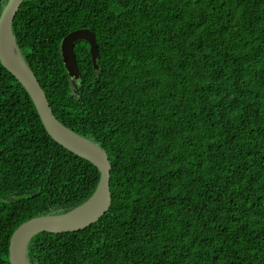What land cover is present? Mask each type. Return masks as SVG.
I'll use <instances>...</instances> for the list:
<instances>
[{"label":"trees","instance_id":"16d2710c","mask_svg":"<svg viewBox=\"0 0 264 264\" xmlns=\"http://www.w3.org/2000/svg\"><path fill=\"white\" fill-rule=\"evenodd\" d=\"M80 28L99 68L79 41L76 87L61 42ZM13 32L56 117L112 164L107 213L35 235L31 264H264V0H24ZM100 176L0 60V264L23 222Z\"/></svg>","mask_w":264,"mask_h":264},{"label":"water","instance_id":"95a60500","mask_svg":"<svg viewBox=\"0 0 264 264\" xmlns=\"http://www.w3.org/2000/svg\"><path fill=\"white\" fill-rule=\"evenodd\" d=\"M23 1L8 0L0 14V60L30 94L51 137L69 151L92 162L98 167L101 176L94 193L82 204L64 213L40 215L23 222L11 237V264H31L28 247L35 235L41 232L79 231L89 227L107 213L113 199L110 186L112 164L107 151L98 143L70 129L56 117L45 90L21 53L13 32V22ZM81 40L90 44L92 60L95 67L99 68V49L95 33L89 28H80L67 34L61 42V53L65 68L76 87L81 72L74 48Z\"/></svg>","mask_w":264,"mask_h":264}]
</instances>
